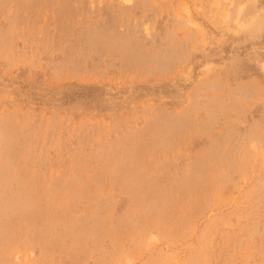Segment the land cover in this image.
<instances>
[{
    "label": "rangeland",
    "instance_id": "1",
    "mask_svg": "<svg viewBox=\"0 0 264 264\" xmlns=\"http://www.w3.org/2000/svg\"><path fill=\"white\" fill-rule=\"evenodd\" d=\"M0 264H264V0H0Z\"/></svg>",
    "mask_w": 264,
    "mask_h": 264
}]
</instances>
